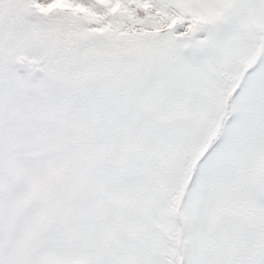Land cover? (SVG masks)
Listing matches in <instances>:
<instances>
[{
  "label": "snow or ice",
  "instance_id": "6c2138e0",
  "mask_svg": "<svg viewBox=\"0 0 264 264\" xmlns=\"http://www.w3.org/2000/svg\"><path fill=\"white\" fill-rule=\"evenodd\" d=\"M0 264H264V0H0Z\"/></svg>",
  "mask_w": 264,
  "mask_h": 264
}]
</instances>
